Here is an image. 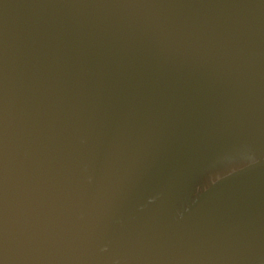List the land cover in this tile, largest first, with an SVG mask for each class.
<instances>
[{
	"label": "water",
	"instance_id": "95a60500",
	"mask_svg": "<svg viewBox=\"0 0 264 264\" xmlns=\"http://www.w3.org/2000/svg\"><path fill=\"white\" fill-rule=\"evenodd\" d=\"M0 264H264V0H0Z\"/></svg>",
	"mask_w": 264,
	"mask_h": 264
}]
</instances>
